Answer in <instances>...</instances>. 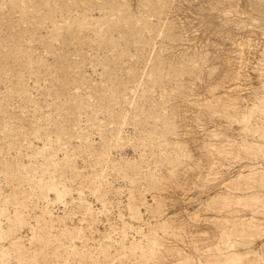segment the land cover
Returning a JSON list of instances; mask_svg holds the SVG:
<instances>
[{
  "label": "rangeland",
  "instance_id": "obj_1",
  "mask_svg": "<svg viewBox=\"0 0 264 264\" xmlns=\"http://www.w3.org/2000/svg\"><path fill=\"white\" fill-rule=\"evenodd\" d=\"M0 264H264V0H0Z\"/></svg>",
  "mask_w": 264,
  "mask_h": 264
}]
</instances>
